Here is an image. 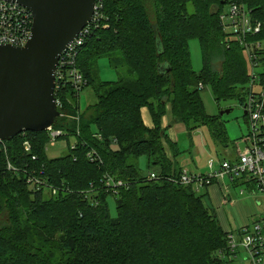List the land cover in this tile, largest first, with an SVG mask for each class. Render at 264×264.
Returning a JSON list of instances; mask_svg holds the SVG:
<instances>
[{"label": "trees", "instance_id": "16d2710c", "mask_svg": "<svg viewBox=\"0 0 264 264\" xmlns=\"http://www.w3.org/2000/svg\"><path fill=\"white\" fill-rule=\"evenodd\" d=\"M231 2L243 3L261 22L248 41L264 44V0H101L99 26L85 38L77 67L86 85L101 57L121 72L97 82V99L83 112L71 87L56 92L60 115L53 128L76 140L66 154L47 155V131L0 141V264H225L218 251L227 248L226 232L206 205L207 194L175 181L180 169L170 155L179 150L161 121L170 113V124H208L226 143L220 115L205 113L200 90L209 83L217 101H245L249 62L219 19ZM191 39L201 47L199 74L191 65ZM215 57L221 62L216 69ZM91 149L100 160L91 161ZM141 155L148 167L159 166V180L140 173ZM106 174L126 187L116 195L107 191ZM29 177L44 185L32 188Z\"/></svg>", "mask_w": 264, "mask_h": 264}, {"label": "built area", "instance_id": "2783aa9c", "mask_svg": "<svg viewBox=\"0 0 264 264\" xmlns=\"http://www.w3.org/2000/svg\"><path fill=\"white\" fill-rule=\"evenodd\" d=\"M101 6V0H95L91 21L61 52L55 68V94L62 88L71 87L74 94L78 95L86 85V79L77 67V56L85 38L89 36L93 28L99 26L98 20L102 16L99 11ZM228 7V12L222 11L219 14L221 26L226 33L240 42L249 62L247 92L245 101L242 103L249 124L247 145L243 151L238 152L235 160L223 159L217 170L205 175H196L189 174L186 169H180L175 178V181L182 185L192 186V189L197 193L201 187L207 188L217 184L221 188L223 202L226 201L229 194V187L223 181L226 177L230 184L239 179L248 184L251 183L253 186L255 184L264 196V69L258 68L260 65H264L262 52L264 44L260 41H248V38L260 33L262 24L251 16L243 3L231 2ZM32 23L33 17L27 8L15 2L0 0V45H25L31 34ZM228 29H232V32L229 33ZM202 87L203 85L200 83L199 88ZM56 104L59 106L57 98ZM45 131L52 143L56 138L64 135L62 131L53 128V124ZM23 146L26 152L31 151V144L28 140L24 141ZM87 156L91 161L100 160L92 149L87 153ZM31 158L35 159L36 156L32 155ZM208 165L212 168L214 164L209 161ZM7 168L12 171L17 170L10 163L7 164ZM146 178L149 180L160 179L158 173L153 171L149 172ZM28 182L35 189H38L39 185H44L43 181L35 177H29ZM103 186L107 191L116 195L121 187H126V183L106 174L103 177ZM52 192L54 193L55 190L52 189ZM239 193H243V190H240ZM256 203H259V200L256 199ZM263 219L262 217L251 223L240 224L236 229L231 227L225 229L227 248L219 250L218 257L226 264H264Z\"/></svg>", "mask_w": 264, "mask_h": 264}, {"label": "water", "instance_id": "95a60500", "mask_svg": "<svg viewBox=\"0 0 264 264\" xmlns=\"http://www.w3.org/2000/svg\"><path fill=\"white\" fill-rule=\"evenodd\" d=\"M5 1L27 8L33 23L25 45H0V141L45 131L60 115L55 68L61 52L91 21L95 6V0ZM204 201L213 207L207 196Z\"/></svg>", "mask_w": 264, "mask_h": 264}, {"label": "rangeland", "instance_id": "374dc122", "mask_svg": "<svg viewBox=\"0 0 264 264\" xmlns=\"http://www.w3.org/2000/svg\"><path fill=\"white\" fill-rule=\"evenodd\" d=\"M223 11H229L228 5H224ZM227 31L231 33L232 29H228ZM189 50L192 68L197 74H199L202 68V52L197 39H191L189 41ZM214 55H218V53H215ZM217 59L218 58L216 57L213 59V67L215 69L219 68L221 65L220 60ZM258 68L264 69V65H260ZM116 70L121 72V68H116ZM116 70L111 67L105 57H101L97 60L92 68L91 84L85 85L79 91L78 97H76L80 111H86L91 104L95 103L97 97L93 88L98 81L116 80ZM200 98L206 114L210 116L220 115V122L223 124L227 136L226 143H221L214 138L211 127L208 124H200L195 128H188L182 123L170 124V113H167L166 115L169 117L168 124H170L171 129L168 127L166 129V134L169 135L170 131L174 132L173 134L176 138L177 149L179 150L176 156L170 155L173 166H175L177 170L186 169L189 174L205 175L213 170H217L223 159L235 160L238 156V152L244 150V147L247 145L246 139L249 133V124L248 118L244 114L242 103L236 98H225L217 101L209 83H206L200 90ZM223 110H229V112L220 114ZM141 115L144 123V116L148 122L151 121L147 108L143 107L141 109ZM163 117L161 124L162 127H166L165 121L163 124ZM168 139L170 140L169 137ZM75 141L73 135H69L67 139L65 137L56 138L53 143L49 140L46 144L47 155L49 157L64 155L68 152L69 146H72ZM166 149H168L167 146ZM209 161H212L214 164L212 168L208 165ZM138 166L140 173L143 176H147L151 171L155 173L159 172V166H147V160L144 155L138 157ZM226 183H229L228 177H226ZM230 188L232 190L231 196L234 200L240 201L245 199L249 201L247 210L251 214L248 216L247 222L251 223L262 217L264 218V196L255 184L252 188H247L245 184L236 185V183H232V187L230 186ZM208 190V188L201 187L198 194H207L209 192ZM240 190H243V193H239ZM207 197L210 200V197ZM256 199L259 200V203H256ZM107 201L110 215L112 217L116 216L114 196L110 195ZM221 209L223 215L221 214L222 217L219 215V219L224 218L227 227L230 228L240 225V222H238V218H240L238 212L234 213L233 207L230 204L221 206ZM223 230L225 231V229Z\"/></svg>", "mask_w": 264, "mask_h": 264}, {"label": "crops", "instance_id": "0c3cea01", "mask_svg": "<svg viewBox=\"0 0 264 264\" xmlns=\"http://www.w3.org/2000/svg\"><path fill=\"white\" fill-rule=\"evenodd\" d=\"M144 119H145L146 125L150 126L151 125V121L148 122V120L145 118V116H144ZM164 121L166 123V128L170 127V124H168V121H169L168 115H165L163 117V124H164ZM170 129H171V127H170ZM173 133L174 132L170 131V134L169 135L167 134V136L170 138V140L172 142H176V138H175V135ZM223 181L229 187V194L226 197V201L225 202L222 201L223 200L222 191H221L220 186L217 185V184H213V185L207 187L209 189L208 190L209 192L207 193L208 194L207 196L210 197V202H211V204H212V206H213V208L215 210L216 216H217L221 226L223 227V229H227L229 227H227V224L225 223L224 218L223 219H221V218L219 219V215L221 217L223 215L221 206H224L226 204H230L233 207L234 213L238 212V215L240 217V218H238L239 219L238 222H240V224L246 223L248 221V216L251 213L247 210L248 209L247 205L249 204V201L245 200V199L244 200H240V201L239 200H234L232 198V196H231L232 195V192H231L232 190L230 188V186L232 187V183L231 184L230 183H226V179L225 178H224ZM233 183H236V185L245 184L247 186V188H252L253 187V184H251V183L248 184L247 182H245V181H243L241 179L236 180ZM238 226L231 227V228L232 229H236V228H238Z\"/></svg>", "mask_w": 264, "mask_h": 264}]
</instances>
